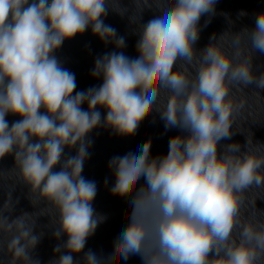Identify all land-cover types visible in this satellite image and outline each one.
<instances>
[{
	"label": "clouds",
	"instance_id": "1",
	"mask_svg": "<svg viewBox=\"0 0 264 264\" xmlns=\"http://www.w3.org/2000/svg\"><path fill=\"white\" fill-rule=\"evenodd\" d=\"M216 4H157L159 14L136 33L138 55L129 57L126 37L105 23L109 11L125 15L118 0H0V159L14 156L35 202L55 208L52 235L61 242L49 264H127L132 256L142 264H264V224L240 220L242 193L264 187V153L247 150L248 139L246 151L239 143L218 151L243 107L227 99L231 88L264 90V72L257 75L252 63L264 54V12L253 28L233 34L230 49L214 43V34L197 50L199 21L213 15ZM89 29L114 49L94 60L90 74L102 83L77 91L75 73L57 51ZM152 111L166 131L187 135L171 137L163 155H151L149 140L109 159V191L128 204L125 226L111 253L85 251L107 220L93 204L97 182L82 175L94 143L90 133L102 127L133 136ZM9 114L19 119L10 124ZM31 215L0 219V227L16 229L8 242L11 264H40L33 251L44 235L35 231L44 214L29 224Z\"/></svg>",
	"mask_w": 264,
	"mask_h": 264
},
{
	"label": "water",
	"instance_id": "2",
	"mask_svg": "<svg viewBox=\"0 0 264 264\" xmlns=\"http://www.w3.org/2000/svg\"><path fill=\"white\" fill-rule=\"evenodd\" d=\"M125 6V15L109 11L105 23L117 29L119 35H124L127 47L123 49L129 57H136L137 32L140 31V24L146 23L159 14L157 4L168 3L171 0H118ZM151 9V10H150ZM244 12L245 15H240ZM264 12V0H217L215 13L211 16L204 15L199 21V40L195 44L197 50L203 49L210 42L215 34L217 40L214 43L230 49V43L235 32L244 28H253L257 14ZM142 15V19L141 18ZM206 21L208 23L205 26ZM224 33L223 38H219ZM242 49L247 50L243 44ZM114 49L113 44L105 45L94 36L91 29L82 35H77L71 40H66L61 49L57 51L58 57L64 62V67L75 73L77 91L86 90L91 86H98L101 79L91 76L94 67V60L98 55L110 52ZM253 71L258 75L264 72V54L256 53L253 57ZM174 70H176L174 68ZM193 74L195 69H192ZM161 101L166 103L167 96L162 92ZM233 105L242 104L234 116L231 139L222 140L218 145V151H223V145L239 143L241 151H246L244 145L248 141L247 150L259 149L264 153V90L256 89L254 85L248 88H231L229 97ZM87 109V104L82 106ZM104 112V109H101ZM6 119L11 122L19 119L18 116L9 114ZM176 135H187L178 128L165 130L164 121L160 119L159 113L152 111L139 125L133 136H118L113 134L111 129L96 128L90 133L94 141L89 149L91 158L86 160L82 175L98 184V193L93 202L98 213L106 214L107 220L100 224L95 234L87 241L85 251L91 248L97 252L103 251L105 255L113 251V241L125 226V216L128 213L127 202L117 196H113L109 188L114 182V177L108 168V161L114 155H124L128 152H136L138 146L151 141V155H163L168 151V143L171 137ZM65 153L69 150L66 148ZM75 155V149L71 150ZM14 156L8 155L0 159V219L8 217L9 220L22 216L24 212L32 215L27 219L31 224L36 215L41 212L44 216L37 218V233L43 232L40 242L33 251V255L39 259L40 264H49L54 258L53 249L58 241L53 235V228L56 226L57 213L55 208L46 202L36 203V193L30 191L19 176V168L14 165ZM58 170V167L57 169ZM105 178L109 184L105 186ZM143 183V181H141ZM243 203L240 207L241 223L253 225L264 224V187H252L242 193ZM16 233L15 227L7 230V226L0 227V264H11L12 255L8 250V242ZM233 238H238L236 232ZM63 239H66L64 237ZM81 256L83 253L80 254ZM79 258V257H78ZM127 264H142L138 256H132Z\"/></svg>",
	"mask_w": 264,
	"mask_h": 264
}]
</instances>
